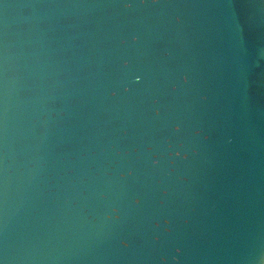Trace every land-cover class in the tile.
<instances>
[{
    "label": "water",
    "instance_id": "95a60500",
    "mask_svg": "<svg viewBox=\"0 0 264 264\" xmlns=\"http://www.w3.org/2000/svg\"><path fill=\"white\" fill-rule=\"evenodd\" d=\"M0 264H264V0H0Z\"/></svg>",
    "mask_w": 264,
    "mask_h": 264
}]
</instances>
